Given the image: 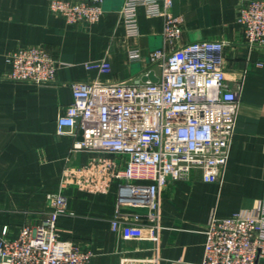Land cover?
<instances>
[{
    "label": "crops",
    "instance_id": "1",
    "mask_svg": "<svg viewBox=\"0 0 264 264\" xmlns=\"http://www.w3.org/2000/svg\"><path fill=\"white\" fill-rule=\"evenodd\" d=\"M246 1L172 0L171 13L181 16L182 32L164 44L163 18L147 16L143 7L137 9V36H126L122 0H104L97 22L73 25L52 12L48 0H0V237H16L22 225L38 222L49 209L46 194L61 191L68 205L56 232L89 250L91 264H201L212 214H254L264 201V47L244 42L237 15ZM205 39L224 42L225 86L237 91L226 166L219 181L205 182L195 170L161 190L157 240L125 237L111 225L117 200V181L108 168L113 156L73 150L79 137L56 131L57 117L72 100L71 82L141 77L152 49ZM30 45L43 47L57 61L53 83L7 77L6 55ZM129 48H137L141 60L130 61ZM103 58L111 64L108 73L86 66ZM125 212L145 221V208Z\"/></svg>",
    "mask_w": 264,
    "mask_h": 264
},
{
    "label": "built area",
    "instance_id": "2",
    "mask_svg": "<svg viewBox=\"0 0 264 264\" xmlns=\"http://www.w3.org/2000/svg\"><path fill=\"white\" fill-rule=\"evenodd\" d=\"M52 12L69 24L97 22L104 0H48ZM120 17L128 37L138 34L137 9L163 18L164 44L181 36L182 18L171 13L172 0H122ZM244 42L264 47V0H247L238 9ZM221 40H196L169 50L152 49L147 74L126 80L71 82L72 100L57 117V133L78 136L73 150L112 155L110 179L117 181L112 228L125 237L157 240L160 192L170 182L201 172L205 182H216L226 166L238 111L237 91L225 86ZM130 61L141 60L137 48L127 50ZM7 77L47 85L55 81L57 61L40 46H25L6 55ZM86 66L108 73L103 58ZM48 211L36 223L21 226L16 237H0V264H91L92 253L62 240L56 222L67 212L61 192L46 194ZM128 208H145L131 218ZM201 264H259L264 258V201L254 214L236 213L209 218L204 230ZM136 260L130 264H152Z\"/></svg>",
    "mask_w": 264,
    "mask_h": 264
},
{
    "label": "water",
    "instance_id": "3",
    "mask_svg": "<svg viewBox=\"0 0 264 264\" xmlns=\"http://www.w3.org/2000/svg\"><path fill=\"white\" fill-rule=\"evenodd\" d=\"M147 79H149V80H151V81H156V76L154 75V71L153 70H150V71H148L147 72V74H143L142 76H141V80L142 81H145V80H147ZM78 139H80L81 138V131H79V135H78Z\"/></svg>",
    "mask_w": 264,
    "mask_h": 264
}]
</instances>
